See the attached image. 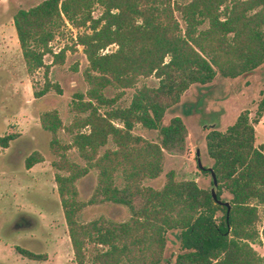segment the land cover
<instances>
[{
    "label": "trees",
    "instance_id": "16d2710c",
    "mask_svg": "<svg viewBox=\"0 0 264 264\" xmlns=\"http://www.w3.org/2000/svg\"><path fill=\"white\" fill-rule=\"evenodd\" d=\"M94 4L101 6L96 17L90 14ZM63 19L74 25L88 21V30L76 34L87 60L82 75L88 87L73 98L68 123L56 109L44 110L39 120L50 134L54 181L76 264H264V253L254 246L264 247V147L255 144L253 126L264 113V93L254 120L243 109L223 130L209 128L204 136L216 198L172 170L160 188L143 183L161 172L165 152L186 149L181 117L165 123L162 118L191 83L208 82L216 71L244 75L264 63V0H40L12 15L26 70L46 67L43 55ZM111 43L115 47L103 51ZM63 53L55 52L53 60ZM150 75L155 84L135 86ZM106 86H134L129 103L113 105L121 92L108 97ZM47 89L45 84L34 95ZM135 123L155 129L158 140L134 133ZM59 130L70 136L79 161L68 156ZM13 136H0V145ZM41 159L32 150L23 163L27 168ZM90 170L95 185L83 200L76 183ZM221 191L228 197L221 198ZM98 202L123 205L127 218L78 219L85 204ZM167 241L176 250L162 256Z\"/></svg>",
    "mask_w": 264,
    "mask_h": 264
},
{
    "label": "rangeland",
    "instance_id": "374dc122",
    "mask_svg": "<svg viewBox=\"0 0 264 264\" xmlns=\"http://www.w3.org/2000/svg\"><path fill=\"white\" fill-rule=\"evenodd\" d=\"M40 0H0V136L13 134L5 146L0 145V264H76L67 234L59 197L54 181V168L51 165L52 153L48 148L50 134L40 125L39 116L44 110L56 109L63 123L71 120V104L76 93H85L88 87L82 71L87 60L76 34L88 30L87 24L74 25L63 19L54 28L49 41V51L43 55L46 67L39 66L26 70L20 47L12 23V15L18 8H27ZM101 6L91 7L92 17L99 15ZM181 28L183 21L176 12ZM204 26V25H203ZM107 45L103 51L113 49ZM63 49L61 60H53V54ZM152 75L140 77L135 86L142 83L153 85ZM45 84L48 89L35 96ZM134 86L113 88L106 86L103 93L111 97L117 91L121 94L113 105L125 106L129 103ZM264 93V63L256 69L238 76H223L216 71L213 78L205 83H191L178 101L164 111L162 121L169 117H181L186 130V149L181 154H164L163 168L144 184L160 188L166 173L172 170L176 178H193L203 188L210 190L212 183L208 170L201 172L194 158L195 148L203 165L211 160L205 153L204 136L209 128L223 130L237 113L243 109L253 119L256 104ZM253 121L255 144L264 147V113ZM254 120V119H253ZM118 122L117 120H114ZM213 123L212 127L208 124ZM132 131L142 136L158 140L157 131L135 123ZM59 138L69 144L67 154L79 161L75 149L70 144V136L58 131ZM32 150H38L40 161L30 167L24 166V157ZM95 185V172L90 170L81 176L76 187L78 194L86 200ZM216 192V187H214ZM221 198L228 197L221 191ZM123 220L128 210L120 204L98 202L85 204L79 214L80 221L98 216ZM172 238V235H170ZM16 246L42 254V258H28L16 250ZM92 243L88 244L90 250ZM259 253L264 247L254 244ZM175 251L168 241L162 256ZM88 253V251H87Z\"/></svg>",
    "mask_w": 264,
    "mask_h": 264
},
{
    "label": "water",
    "instance_id": "95a60500",
    "mask_svg": "<svg viewBox=\"0 0 264 264\" xmlns=\"http://www.w3.org/2000/svg\"><path fill=\"white\" fill-rule=\"evenodd\" d=\"M209 127H212L213 126V123H210L208 124ZM195 160H196V165L198 166V168H204L206 170L209 171V175H210V180L212 182V186L210 187V194L212 196V198H216V192H215V189L214 187L216 186V177H215V174L211 168L210 165H203L201 163V160H200V156H199V148L196 147L195 148ZM217 202H222L224 204H226L228 206V201L227 200H221V199H215Z\"/></svg>",
    "mask_w": 264,
    "mask_h": 264
}]
</instances>
